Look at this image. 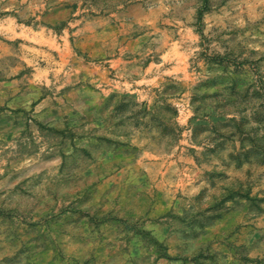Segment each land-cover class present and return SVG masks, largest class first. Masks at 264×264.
I'll return each mask as SVG.
<instances>
[{"label": "rangeland", "instance_id": "374dc122", "mask_svg": "<svg viewBox=\"0 0 264 264\" xmlns=\"http://www.w3.org/2000/svg\"><path fill=\"white\" fill-rule=\"evenodd\" d=\"M0 264H264V0H0Z\"/></svg>", "mask_w": 264, "mask_h": 264}]
</instances>
